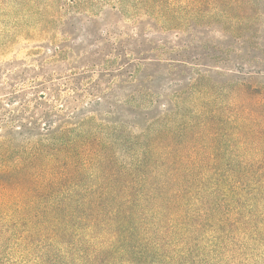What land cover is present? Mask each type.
Wrapping results in <instances>:
<instances>
[{
  "label": "trees",
  "instance_id": "16d2710c",
  "mask_svg": "<svg viewBox=\"0 0 264 264\" xmlns=\"http://www.w3.org/2000/svg\"><path fill=\"white\" fill-rule=\"evenodd\" d=\"M108 1L57 9L73 18ZM156 5L166 16L177 6ZM58 69L31 67L29 82L6 94L17 106L0 122V264L264 259V91L240 83L219 107L173 125L165 102L112 101L96 80L78 86Z\"/></svg>",
  "mask_w": 264,
  "mask_h": 264
},
{
  "label": "rangeland",
  "instance_id": "374dc122",
  "mask_svg": "<svg viewBox=\"0 0 264 264\" xmlns=\"http://www.w3.org/2000/svg\"><path fill=\"white\" fill-rule=\"evenodd\" d=\"M119 1L123 11L72 18L58 12L64 0H0V122L17 106L6 94L39 66L75 74L78 86L94 79L109 100L138 109L165 102L173 125L198 106L219 107L240 83L264 91V75L247 73L264 66V0H173L169 16L156 14V0ZM162 113H154L159 127Z\"/></svg>",
  "mask_w": 264,
  "mask_h": 264
}]
</instances>
